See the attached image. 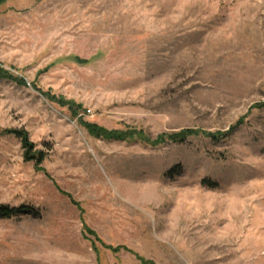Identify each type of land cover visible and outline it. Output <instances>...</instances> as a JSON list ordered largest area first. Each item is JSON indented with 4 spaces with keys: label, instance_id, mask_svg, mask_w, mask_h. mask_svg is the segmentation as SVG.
Here are the masks:
<instances>
[{
    "label": "rangeland",
    "instance_id": "rangeland-1",
    "mask_svg": "<svg viewBox=\"0 0 264 264\" xmlns=\"http://www.w3.org/2000/svg\"><path fill=\"white\" fill-rule=\"evenodd\" d=\"M0 69V264H264V0H7Z\"/></svg>",
    "mask_w": 264,
    "mask_h": 264
},
{
    "label": "trees",
    "instance_id": "trees-1",
    "mask_svg": "<svg viewBox=\"0 0 264 264\" xmlns=\"http://www.w3.org/2000/svg\"><path fill=\"white\" fill-rule=\"evenodd\" d=\"M7 0H0V6L6 3ZM79 63L85 64L87 62H84L82 60L77 59ZM3 72L0 69V74ZM49 97V96H48ZM242 121L234 128L237 129L241 125ZM87 129L90 135H92L95 138H100L104 140H114V141H126V140H133L135 137L141 138L144 141H146L148 144L157 146L165 142H172V143H184L186 139L192 135L197 134L194 130H185L177 134H172L169 136H162L158 138L156 141L152 142L149 139H145L143 134L141 132L133 131V130H127L125 132L123 131H108L106 129H103L101 127H98L96 125L92 124H83ZM233 129V130H234ZM5 135H12L15 136L17 139L21 141L22 148L25 151V158L28 161H34L37 166H40L45 161V154L42 151H37L36 147L33 142H31L29 135L22 130H0V136ZM215 140L222 139L225 135H210ZM26 207H20V208H13L9 206H0V218L3 219H11L14 218L24 212ZM28 209V208H27ZM89 233L93 234L92 231L87 230ZM109 249H112L109 247ZM113 251L118 252L117 249H113ZM141 262L143 264H151L144 259L140 258Z\"/></svg>",
    "mask_w": 264,
    "mask_h": 264
}]
</instances>
